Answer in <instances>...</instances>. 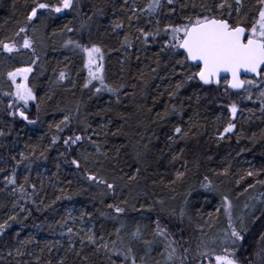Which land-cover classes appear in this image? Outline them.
Wrapping results in <instances>:
<instances>
[{
    "label": "trees",
    "instance_id": "trees-1",
    "mask_svg": "<svg viewBox=\"0 0 264 264\" xmlns=\"http://www.w3.org/2000/svg\"><path fill=\"white\" fill-rule=\"evenodd\" d=\"M230 2L233 23L250 26L258 16L257 0H241L239 14L235 0ZM32 3L0 0V41L17 43L15 33L24 26ZM149 3L74 0V8L51 13L48 20V13L41 11L27 32L35 51L9 54L0 47V224H6L0 230V264H132L133 257L136 264H164L169 240L176 248L169 264H182L184 248L189 251L183 264H201L198 252L210 249H204V240L220 224L230 232L223 219L224 197L238 229L241 224L233 218L236 203L254 201L243 215L245 248L240 254L250 256L258 249L264 234L261 89L251 87L252 98L247 99L248 92H229L224 80L210 86L190 82L173 95L183 79L181 68L170 53L161 52L160 38L145 41L137 29L162 31L169 23L200 13V6L212 0H161L155 12L148 11ZM117 22L122 27L113 30ZM125 36L130 46L124 44ZM69 40L102 48L105 82L117 92L96 93L99 81L83 87V57L66 44ZM27 66L33 68L28 86L43 99L39 111L35 102L21 110L35 123L10 115L16 109L8 107L13 97L5 95L13 91L7 73ZM61 70L67 79L56 82ZM232 103L237 105L234 118L229 112ZM66 115L72 117L71 124L57 131ZM230 120L235 129L220 137ZM176 127L182 132L175 133ZM73 134L85 138L68 148L64 139ZM73 159L79 160V169ZM86 174L115 180V192L88 181ZM109 204L125 211L118 214ZM157 221L168 239L154 234ZM137 230L139 236L133 238ZM89 236L95 243H89ZM128 247L132 256L125 260ZM212 249L219 252L221 243Z\"/></svg>",
    "mask_w": 264,
    "mask_h": 264
},
{
    "label": "snow or ice",
    "instance_id": "snow-or-ice-1",
    "mask_svg": "<svg viewBox=\"0 0 264 264\" xmlns=\"http://www.w3.org/2000/svg\"><path fill=\"white\" fill-rule=\"evenodd\" d=\"M168 4H172L173 0H167ZM260 5L258 9V16L251 22V25L242 24L239 20L235 23L231 20V14L233 4L230 0H212L211 4L200 7L202 11L198 14L189 15L184 18L181 23H169L164 26L163 30L159 27L156 28L154 33H149L142 28H138L137 31L144 37L145 41L149 38L156 40L160 38L162 40L161 52H168L171 54L170 58H175V63L181 68L179 75L183 76V79L179 80L175 85V90L172 93L175 95L190 82H197L203 86H210L212 84H220L221 79H224L228 89L243 90L248 92L247 99H251L250 88L258 86L261 91L259 97L261 99V108L264 109V0H257ZM241 0H235V11L240 13ZM161 6V0H150L148 4V11L155 12L157 8ZM195 7V5H194ZM74 8V0H57V3L52 4L50 2H41V0H33L31 10L27 13L24 26L19 27L15 33L16 36L23 35V42L19 46L15 41L12 43H6L0 41V47L6 53H13L18 51L19 47L24 49H33V40L27 35L29 27L40 18L41 11L47 12L48 16L44 17L45 20L51 18V13H62L64 10ZM135 12V9H132ZM227 11L228 15H225ZM131 21L132 17L128 18ZM159 25V21H157ZM68 32L73 31L72 28L67 26ZM83 27V25H82ZM122 27V23H114L113 30ZM67 45H71L77 50L83 57V68L87 70V78L83 85L84 88H88L92 81H99L100 87L95 89L96 93L102 91L117 92V88H113L105 82L104 75V53L102 48L97 44H82L79 41L69 40ZM124 44L130 46L127 36H125ZM178 57V58H177ZM32 64L36 63V60L31 61ZM192 69H195L194 71ZM33 71L31 66L16 68L14 71L7 73L8 79L12 82L13 91L5 93L10 95L13 100L9 102L8 107L10 109L15 108L14 112H10V115H18L23 120H28V115L23 109H27L30 102H35L37 111L40 110V103L43 98L38 100L33 89L28 86V74ZM222 74H226L222 76ZM250 74L252 78H242V75ZM19 77V82L17 78ZM67 79V73L64 70L59 72L56 82H62ZM259 81V84H257ZM51 99V97H48ZM229 112L234 118L237 114V105L232 103L229 106ZM29 123H35V121L28 120ZM72 122L71 116H64L63 120L58 124L57 131H64L65 127H68ZM63 125L64 127H61ZM236 125L231 120L223 128V132L219 135L223 137L227 133L233 132ZM182 132L180 127L175 128V133ZM184 135H187L186 133ZM85 137L73 134L64 139V144L71 148L73 145H78ZM57 137H53V143L56 142ZM171 139V137H170ZM95 143V142H93ZM99 152V147H97ZM23 156V154H21ZM87 160V157H84ZM76 168H80V162L78 159L71 161ZM183 173H177V176H182ZM248 176H253L255 173L249 172ZM86 178L90 182H95L99 185H103L111 192H115L116 183L109 182L108 179L95 174H86ZM10 184L15 183L13 177H5ZM121 179H123L121 177ZM135 179V177H130ZM207 180V177H205ZM71 183V181H69ZM264 183V181H261ZM207 187V185H205ZM21 186V190H22ZM107 193H101L106 195ZM70 198V197H66ZM60 199V197H57ZM124 203H127L124 201ZM108 208L113 209L116 213H123L124 208L119 205L109 204ZM231 206L228 203L227 197H224V212L228 216L230 232L226 230L223 234L224 238L221 240V249L216 252L215 249L211 251L205 250L198 252L201 257V264L204 259H207L209 264H264V234L261 235L258 241V249L250 256H241V249H244V240L246 229L243 228V220H240L241 228L238 229L234 226L231 216ZM219 212V209H217ZM183 215V209L181 210ZM83 215V213H82ZM211 215V214H209ZM14 219V217H10ZM115 219V217H113ZM6 224H0V230H3ZM72 228H68V233H72ZM120 229H117L119 234ZM156 236L168 239L169 233L166 229L161 228L159 221H157V227L154 230ZM133 238H138L139 230L131 233ZM102 239V238H101ZM89 243H95L93 236L88 237ZM151 243V242H146ZM175 243L173 240H169L166 244V248L170 249L167 255L168 260H172L176 253V248L172 247ZM115 244V241H113ZM107 250V244H102ZM207 248V246H205ZM99 250V249H97ZM246 250V249H245ZM185 256L182 257L183 261L187 259L188 248H184ZM128 255L125 256V260L132 256V248L128 247ZM254 257V258H253ZM143 260V258H141ZM132 264H136L135 258L132 259Z\"/></svg>",
    "mask_w": 264,
    "mask_h": 264
},
{
    "label": "rangeland",
    "instance_id": "rangeland-1",
    "mask_svg": "<svg viewBox=\"0 0 264 264\" xmlns=\"http://www.w3.org/2000/svg\"><path fill=\"white\" fill-rule=\"evenodd\" d=\"M23 35L24 33H21V35L19 36L18 40H17V45L19 46L20 44H22L23 40ZM21 49H24L22 47H19L18 48V51L21 50ZM87 71V70H86ZM29 76V74H28ZM10 81V80H9ZM17 82H19V77L17 78ZM11 85H12V82L10 81ZM14 90V89H13ZM253 204H254V201L253 200H250V199H241L239 200L237 203H236V206H235V216L237 218V221L240 222V220L244 219L243 215L245 213H248L247 211H249V209H251L253 207ZM231 210V208H230ZM222 211H223V219H224V222L225 224L228 226L229 225V219H228V216L225 214L224 212V204H223V208H222ZM232 216V215H231ZM235 218V220H236ZM225 230L223 228H221V224L220 226H218V228H216L208 237L206 240H204L205 242H207L208 244H206L207 248H210L208 249L211 250L212 247H214L217 243L220 244L221 240H223ZM207 248H204V249H207ZM203 249V250H204ZM169 261L170 260H165L164 261V264H169ZM208 264V263H207Z\"/></svg>",
    "mask_w": 264,
    "mask_h": 264
},
{
    "label": "water",
    "instance_id": "water-1",
    "mask_svg": "<svg viewBox=\"0 0 264 264\" xmlns=\"http://www.w3.org/2000/svg\"><path fill=\"white\" fill-rule=\"evenodd\" d=\"M224 75H226V74H222V76H224ZM242 78L247 79V78H252V77L250 76V74H245V75H242ZM221 80H224V79H221ZM213 85H217V84H213ZM226 88H227V85H226ZM227 90L233 94H237V93H240L242 91V90H232V89H228V88H227Z\"/></svg>",
    "mask_w": 264,
    "mask_h": 264
},
{
    "label": "bare ground",
    "instance_id": "bare-ground-1",
    "mask_svg": "<svg viewBox=\"0 0 264 264\" xmlns=\"http://www.w3.org/2000/svg\"><path fill=\"white\" fill-rule=\"evenodd\" d=\"M7 78H8V76H7ZM9 80V79H8ZM203 86V85H202ZM258 197V196H257ZM228 200V199H227ZM258 201V200H257ZM228 203L230 204V201L228 200ZM223 204H224V198H223ZM230 206H231V204H230ZM231 212H232V206H231ZM233 218H236V216L234 215L233 216ZM237 219V218H236ZM227 226V225H226ZM229 229V228H228ZM230 230V229H229Z\"/></svg>",
    "mask_w": 264,
    "mask_h": 264
}]
</instances>
